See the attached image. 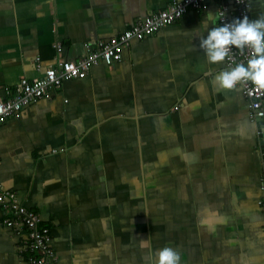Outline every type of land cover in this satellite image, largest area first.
I'll return each instance as SVG.
<instances>
[{
    "label": "crops",
    "instance_id": "obj_1",
    "mask_svg": "<svg viewBox=\"0 0 264 264\" xmlns=\"http://www.w3.org/2000/svg\"><path fill=\"white\" fill-rule=\"evenodd\" d=\"M172 1L0 0V99ZM249 1V19L264 15ZM224 3L236 18L232 0L188 7L0 125V192L39 213L53 264H153L164 246L180 264H264V123L239 84L213 83L230 67L199 48ZM5 215L0 264H21L24 235Z\"/></svg>",
    "mask_w": 264,
    "mask_h": 264
},
{
    "label": "built area",
    "instance_id": "obj_2",
    "mask_svg": "<svg viewBox=\"0 0 264 264\" xmlns=\"http://www.w3.org/2000/svg\"><path fill=\"white\" fill-rule=\"evenodd\" d=\"M207 1L174 0L166 7L137 19L123 31L100 41L96 48L87 46L85 53L78 59L59 58L53 66L45 69L42 76L33 80L21 79L14 96L0 99V125L8 117H18L24 105L49 96V88L60 86L65 79L84 77L90 67L98 61L112 64L120 60L123 48L129 45L132 39H142L173 23L185 13L188 7L205 9ZM232 1L236 6V17L247 16L249 18L250 1ZM218 10L225 13V16L218 19L219 23H227L234 19L228 13V6L225 3ZM60 49L59 46L58 50ZM251 54V49L247 47L242 50L233 47L225 58V62L228 67H234L237 63H247ZM238 84L244 97L248 100L251 118L255 120L264 118V89L258 88L250 80H242ZM258 202L264 209L263 201L259 200ZM0 206L3 213L6 214L3 223L11 227L18 235H24L20 252H26V256L21 264H53L56 255L52 248V234L47 226L40 224L39 213L21 204L15 193L10 191L0 192Z\"/></svg>",
    "mask_w": 264,
    "mask_h": 264
},
{
    "label": "clouds",
    "instance_id": "obj_3",
    "mask_svg": "<svg viewBox=\"0 0 264 264\" xmlns=\"http://www.w3.org/2000/svg\"><path fill=\"white\" fill-rule=\"evenodd\" d=\"M224 12L208 11L200 22L204 31L199 34V48L205 53L210 64L224 61L232 48L251 49L247 63H237L213 77V83L220 89H233L242 80H250L258 88L264 89V15L255 19L236 17L227 23H217ZM180 253L164 246L154 252L153 264H180Z\"/></svg>",
    "mask_w": 264,
    "mask_h": 264
},
{
    "label": "water",
    "instance_id": "obj_4",
    "mask_svg": "<svg viewBox=\"0 0 264 264\" xmlns=\"http://www.w3.org/2000/svg\"><path fill=\"white\" fill-rule=\"evenodd\" d=\"M256 121L259 123V126H260L261 123H264V118H257ZM259 134L262 137V139H261L262 141H260V143L264 145V132H263V129H259Z\"/></svg>",
    "mask_w": 264,
    "mask_h": 264
}]
</instances>
